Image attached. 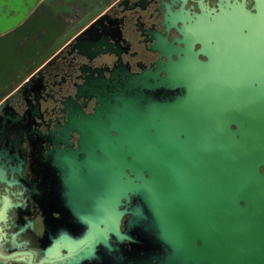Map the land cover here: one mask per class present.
I'll return each mask as SVG.
<instances>
[{"label": "water", "instance_id": "obj_1", "mask_svg": "<svg viewBox=\"0 0 264 264\" xmlns=\"http://www.w3.org/2000/svg\"><path fill=\"white\" fill-rule=\"evenodd\" d=\"M14 1L24 4L21 12L0 9V108L75 32L47 20L55 0ZM254 8L232 4L206 23L200 51L207 60L186 42L165 78L180 88L172 101L131 94L101 102L115 115L99 113L110 143L96 147L114 156L115 171L80 183L78 210L89 231L61 242L78 252L66 264H264V0ZM20 169L7 156L0 186L22 187ZM129 193L167 246L155 261L137 258L151 247L139 230L119 228L125 210L118 206Z\"/></svg>", "mask_w": 264, "mask_h": 264}, {"label": "flooded vegetation", "instance_id": "obj_2", "mask_svg": "<svg viewBox=\"0 0 264 264\" xmlns=\"http://www.w3.org/2000/svg\"><path fill=\"white\" fill-rule=\"evenodd\" d=\"M240 3L255 11L256 0H55L46 7L47 20L63 34L75 32L0 110V165L12 156L22 184L0 186V264H66L78 253L60 244L89 231L78 210L80 183L115 171L114 156L96 147L110 143L100 135L106 124L99 113L115 115V106L101 102L131 94L175 99L180 88L165 81L170 65L184 55L186 42L207 60L200 51L206 23ZM128 195L118 206L125 210L119 228L139 230L151 247L137 258L155 261L167 246L145 204ZM139 205L140 216H133Z\"/></svg>", "mask_w": 264, "mask_h": 264}, {"label": "bare ground", "instance_id": "obj_3", "mask_svg": "<svg viewBox=\"0 0 264 264\" xmlns=\"http://www.w3.org/2000/svg\"><path fill=\"white\" fill-rule=\"evenodd\" d=\"M5 4L4 6L9 9V8H12V7H15L17 11L21 12L23 10V6L24 4H19V5H13V3H11L10 0H0V9L3 7L2 5ZM5 18L2 17V20H4Z\"/></svg>", "mask_w": 264, "mask_h": 264}, {"label": "crops", "instance_id": "obj_4", "mask_svg": "<svg viewBox=\"0 0 264 264\" xmlns=\"http://www.w3.org/2000/svg\"><path fill=\"white\" fill-rule=\"evenodd\" d=\"M10 1H11V3H13V5H15V6H16V5H19L17 2L15 3L14 0H10ZM4 5H5V4H3V5H2L3 7L1 8L2 13H3V10L6 9ZM8 10H9V14H8V15L12 16V15L15 13L16 8H15V7H12V8H9Z\"/></svg>", "mask_w": 264, "mask_h": 264}]
</instances>
